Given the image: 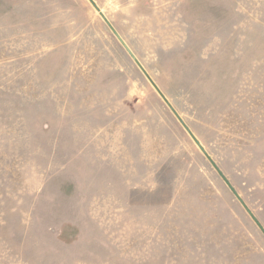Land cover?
Returning a JSON list of instances; mask_svg holds the SVG:
<instances>
[{
  "label": "rangeland",
  "instance_id": "1",
  "mask_svg": "<svg viewBox=\"0 0 264 264\" xmlns=\"http://www.w3.org/2000/svg\"><path fill=\"white\" fill-rule=\"evenodd\" d=\"M95 1L243 203L89 0H0V264H264V0Z\"/></svg>",
  "mask_w": 264,
  "mask_h": 264
},
{
  "label": "water",
  "instance_id": "2",
  "mask_svg": "<svg viewBox=\"0 0 264 264\" xmlns=\"http://www.w3.org/2000/svg\"><path fill=\"white\" fill-rule=\"evenodd\" d=\"M89 1L94 6V8L100 13V15L102 16V18L105 20V22L108 24V26L114 32V34L117 36V38L123 44V46L126 48V50L128 51V53L134 58V60L139 65V67L141 68V70L143 71V73L145 74V76L147 77V79L149 80V82L152 84V86L154 87V89L161 96V98L164 100V102L168 105V107L171 109V111L177 117V119L179 120V122L183 125V127L186 129V131L189 133V135L192 137V139L198 145V147L200 148V150L206 155V157L210 160V162L212 163V165L218 170V172L222 175V177L228 183V185L230 186V188L232 189V191L236 194V196L238 197V199L243 203L242 199L240 198V195H238V193L235 191V189L233 188V186L225 178V176L220 171V169L215 164V162L212 160V158L210 157L209 153L206 151V149L204 148V146L201 144V142L199 141V139L197 138V136L193 133V131L191 130V128L187 125V123L180 116V114L175 109V107L172 105V103L168 100V98L166 97V95L164 94V92L160 89V87L158 86V84L154 81V79L151 77V75L148 73V71L144 68V66L140 63V61L136 58V56L133 54V52L131 51V49L128 47V45L125 43V41L121 38V36L119 35V33L114 29V27L112 26V24L110 23V21L107 19V17L101 11L100 7L97 5L96 1L95 0H89ZM247 211L251 215H253L252 212L250 211V209L247 208Z\"/></svg>",
  "mask_w": 264,
  "mask_h": 264
}]
</instances>
